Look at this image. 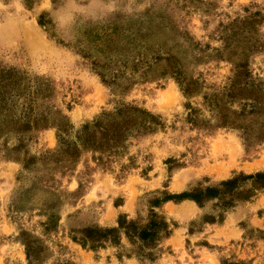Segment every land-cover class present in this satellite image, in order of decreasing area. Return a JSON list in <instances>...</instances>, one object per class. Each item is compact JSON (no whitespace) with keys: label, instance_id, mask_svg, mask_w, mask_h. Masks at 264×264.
<instances>
[{"label":"rangeland","instance_id":"1","mask_svg":"<svg viewBox=\"0 0 264 264\" xmlns=\"http://www.w3.org/2000/svg\"><path fill=\"white\" fill-rule=\"evenodd\" d=\"M0 264H264V0H0Z\"/></svg>","mask_w":264,"mask_h":264},{"label":"trees","instance_id":"2","mask_svg":"<svg viewBox=\"0 0 264 264\" xmlns=\"http://www.w3.org/2000/svg\"><path fill=\"white\" fill-rule=\"evenodd\" d=\"M214 192H215V191H214ZM174 197H178V196H174ZM180 197H182V198H187V197H190V195H189V194H183V195H181ZM152 225H154V223H153ZM154 230H155V228H151V227H149L148 229L142 231V232L140 233L141 238H143V239H148V238L154 236V235H155Z\"/></svg>","mask_w":264,"mask_h":264}]
</instances>
